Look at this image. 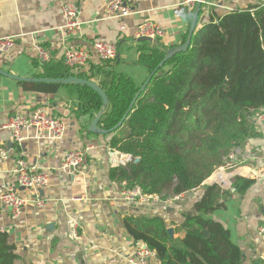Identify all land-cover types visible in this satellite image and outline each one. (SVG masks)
<instances>
[{"label": "crops", "instance_id": "0c3cea01", "mask_svg": "<svg viewBox=\"0 0 264 264\" xmlns=\"http://www.w3.org/2000/svg\"><path fill=\"white\" fill-rule=\"evenodd\" d=\"M111 1L0 0V39L14 41L11 50L0 53V69L19 77L47 78L43 77V63H59L66 49L90 48L93 41H102L117 47L115 72L141 87L148 73L135 63L141 42L136 38L138 26L147 20L154 23L162 31L156 40L170 49L182 44L193 12L180 6L182 0H123L131 14L108 17L106 8ZM262 1L203 0L198 25L206 24L210 15L222 17L252 9L261 6ZM64 3H74L79 8V29H64ZM35 46L47 53L46 62L38 58ZM98 63L94 58L86 68L70 72L94 75L90 69ZM91 80L97 83L98 78L93 76ZM39 84L45 83L21 82L0 75V150H14L0 166V194L4 187H13L20 197L30 201L15 219L0 202V237L5 238L3 245L10 248L5 252L14 256L12 264H131L129 259L141 243L133 241L125 221L140 217H160L174 238H182L183 231L176 228L183 216L191 213L204 187L178 195L169 206L123 201L120 184L108 177L109 169L115 166L109 147L111 136L89 134L83 129L96 113L91 117V111L81 112L79 88L57 84L50 91L36 88ZM35 109L60 118L64 133L53 139L34 129H24L18 145L5 126L11 116L26 115ZM255 131L258 137L235 149V160H226L204 182L228 192L219 200L222 207L211 217L229 231L231 241L243 253V264L258 261L263 250L257 229L264 220V127L256 124ZM78 149H85V159L77 172L71 176L59 172L64 155ZM19 159L35 170L50 171L48 184L35 190L16 188L11 171ZM236 178L253 184L239 194L234 187ZM35 198L43 199L44 207H36L31 202ZM73 226L76 239L71 236ZM152 264H159L156 258Z\"/></svg>", "mask_w": 264, "mask_h": 264}, {"label": "trees", "instance_id": "16d2710c", "mask_svg": "<svg viewBox=\"0 0 264 264\" xmlns=\"http://www.w3.org/2000/svg\"><path fill=\"white\" fill-rule=\"evenodd\" d=\"M187 36L188 31L182 44ZM156 41L138 42L135 63L145 68L148 77L153 75L124 119L140 87L115 72L116 60L92 65L94 75L72 73L62 61L43 63V77L98 78L108 99L98 127L111 131L107 135L113 151L133 158L123 166H112L110 181L162 198L204 187L191 213L176 228L183 231L182 238L170 235L162 218L140 217L125 221L133 241L153 250L159 264H243V253L231 241L229 231L211 217L228 192L204 182L226 163L229 153L258 137L253 114L264 107V7L222 17L210 15L206 24L197 23L189 48L161 67L174 47ZM58 86L35 85L50 91ZM76 87L81 112L91 111V117L97 114L100 97L86 86ZM87 127L83 125L86 131ZM252 184L236 178L234 187L242 194ZM0 238V264H12L14 256L5 252L10 248Z\"/></svg>", "mask_w": 264, "mask_h": 264}, {"label": "built area", "instance_id": "2783aa9c", "mask_svg": "<svg viewBox=\"0 0 264 264\" xmlns=\"http://www.w3.org/2000/svg\"><path fill=\"white\" fill-rule=\"evenodd\" d=\"M199 0H182L181 5L192 13ZM264 7V0L261 3ZM79 8L74 3H64L61 6V16L64 20V29L73 31L79 29L80 23L78 22ZM131 14L130 8L123 0H113L106 8V16H119L124 17ZM107 17V18H108ZM162 36V31L151 21L141 23L136 31V38L148 37L151 39H159ZM14 45L12 38L0 39V53H6ZM38 58L42 62L48 60L47 53L39 46L34 47ZM117 47L114 44L105 43L102 41H93L90 48H69L62 54L63 64L70 70H82L86 68L89 63L95 58L99 62H113L117 59ZM253 120L256 124L264 127V107L253 114ZM11 130L15 142L19 145L23 140L21 132L24 129H34L38 133H45L53 139L62 137L65 126L62 120L56 116L49 114L43 109H35L29 114L13 115L9 118L6 126ZM115 159V166H123L126 163L133 161L129 155H122L117 151H112ZM14 154L13 149L0 150V166L11 155ZM120 156L118 163L117 157ZM85 159V149L71 150L67 152L61 161L58 171L71 176L74 175L79 166ZM125 159V163L122 161ZM227 160H235L234 151L229 153ZM15 179V187L20 189H40L46 186L49 182L50 171L35 170L29 167L27 163L19 159L11 171ZM261 176L258 177L260 179ZM120 197L123 201L134 204H147L150 202L160 203L163 206H169L178 196L162 198L158 195H149L144 193L139 187H127L126 183L120 184ZM78 200V199H75ZM0 202L8 210L13 219L17 218L24 209V206L30 201L20 197L16 189L13 187H4L3 192L0 194ZM36 207L42 208L45 201L41 198H35L31 201ZM257 235L263 250L258 256L261 264H264V220L257 229ZM71 236L77 238L75 226L72 227ZM155 259V252L148 249L144 244H140L132 253L129 262L131 264H152Z\"/></svg>", "mask_w": 264, "mask_h": 264}, {"label": "water", "instance_id": "95a60500", "mask_svg": "<svg viewBox=\"0 0 264 264\" xmlns=\"http://www.w3.org/2000/svg\"><path fill=\"white\" fill-rule=\"evenodd\" d=\"M203 3V0H199V2L196 4V7L193 10L192 13V17H191V21H190V25H189V29H188V36L186 38V41L179 45L174 47L173 49H170L164 59L161 61V63L159 64V67H161L168 59H170L171 57H173L175 54L180 53V52H185L191 43V39L193 36V33L196 29V25L198 23V16L199 13L201 11V5ZM138 41H147V42H151V43H156L157 41L148 37H143V38H138ZM0 75L16 80V81H21V82H33V83H45V84H61V85H75V86H86L88 88H90L92 91H94L101 99V108L98 111V113L95 115V117L92 119V121L90 122V124L87 127V131L89 133L92 134H99V135H107L109 134L111 131H105L102 130L98 127V122L100 120V118L102 117L103 113H104V108L107 106L108 103V99L107 96L105 94V92L98 86L97 83H95L92 80H87L84 78H79V77H75V76H69L67 78H26V77H19V76H14L11 75L9 73H7L6 71L0 69ZM153 74H151L146 81L144 82V84L140 87L138 93H136L133 101L131 102L128 111L126 112V114L124 115L123 119L126 117V115L128 114V112L132 109L135 100L137 99V97L139 96V94L145 89V87L147 86V84L149 83L151 76ZM121 124V122L115 127L117 128L119 125ZM113 128L112 131L115 129ZM139 161V159H134V162L137 163ZM169 234H172V230L168 229ZM205 236H208V233L205 234Z\"/></svg>", "mask_w": 264, "mask_h": 264}, {"label": "rangeland", "instance_id": "374dc122", "mask_svg": "<svg viewBox=\"0 0 264 264\" xmlns=\"http://www.w3.org/2000/svg\"><path fill=\"white\" fill-rule=\"evenodd\" d=\"M116 159V158H115ZM121 158H120V156H118L117 157V160H118V163H119V160H120ZM124 163H125V159L124 160H122ZM127 164V163H126Z\"/></svg>", "mask_w": 264, "mask_h": 264}]
</instances>
